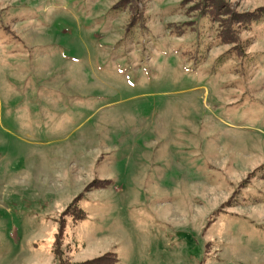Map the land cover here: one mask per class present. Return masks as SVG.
<instances>
[{"label": "rangeland", "instance_id": "obj_1", "mask_svg": "<svg viewBox=\"0 0 264 264\" xmlns=\"http://www.w3.org/2000/svg\"><path fill=\"white\" fill-rule=\"evenodd\" d=\"M217 1L0 0V264H264V0Z\"/></svg>", "mask_w": 264, "mask_h": 264}, {"label": "trees", "instance_id": "obj_2", "mask_svg": "<svg viewBox=\"0 0 264 264\" xmlns=\"http://www.w3.org/2000/svg\"><path fill=\"white\" fill-rule=\"evenodd\" d=\"M213 3L215 5H217L218 1L217 0H213ZM257 15L258 16H256V18L260 17V13H257ZM250 16L251 17L250 18L248 17V19L252 18V15H250ZM73 204H74V201L71 203V206ZM76 208H78V207H76ZM82 217H84L83 214H80L78 218H82ZM61 233H62V228L57 233V239H56L55 245H57L59 243L58 237L61 236ZM54 254H56V257L59 259V264H114L117 261L116 254L114 252H112V251L105 252L104 254H102V255H100L98 257H95V258H92V259H89V260H85V261H82V262H70L69 260H66L65 258H62V254L63 253H62V251H60V249H57Z\"/></svg>", "mask_w": 264, "mask_h": 264}]
</instances>
